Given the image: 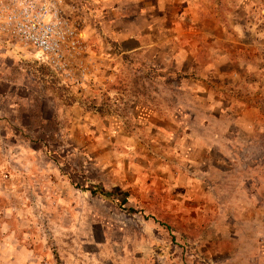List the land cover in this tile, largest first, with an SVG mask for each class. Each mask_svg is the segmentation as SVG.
<instances>
[{
    "label": "rangeland",
    "instance_id": "obj_1",
    "mask_svg": "<svg viewBox=\"0 0 264 264\" xmlns=\"http://www.w3.org/2000/svg\"><path fill=\"white\" fill-rule=\"evenodd\" d=\"M63 13L84 90L0 37L1 264H264V0Z\"/></svg>",
    "mask_w": 264,
    "mask_h": 264
},
{
    "label": "built area",
    "instance_id": "obj_2",
    "mask_svg": "<svg viewBox=\"0 0 264 264\" xmlns=\"http://www.w3.org/2000/svg\"><path fill=\"white\" fill-rule=\"evenodd\" d=\"M0 37L29 46L63 83L86 89L88 47L64 16L63 0H0Z\"/></svg>",
    "mask_w": 264,
    "mask_h": 264
},
{
    "label": "crops",
    "instance_id": "obj_3",
    "mask_svg": "<svg viewBox=\"0 0 264 264\" xmlns=\"http://www.w3.org/2000/svg\"><path fill=\"white\" fill-rule=\"evenodd\" d=\"M140 1H144V0H140ZM160 1L162 0H157V3H159ZM130 39L134 42L135 45L133 47H127L125 48V50L136 51L142 47V45L140 44L141 38H139V36H131ZM120 41H123V38H120ZM9 251H11V249L7 247H5L4 249H0V260L2 258H6L5 253L7 254ZM0 264H1V261H0Z\"/></svg>",
    "mask_w": 264,
    "mask_h": 264
},
{
    "label": "trees",
    "instance_id": "obj_4",
    "mask_svg": "<svg viewBox=\"0 0 264 264\" xmlns=\"http://www.w3.org/2000/svg\"><path fill=\"white\" fill-rule=\"evenodd\" d=\"M90 191H91L92 194H98L101 197L106 198V199L109 198L108 194H106L105 192H103V191H101L99 189L91 188Z\"/></svg>",
    "mask_w": 264,
    "mask_h": 264
}]
</instances>
